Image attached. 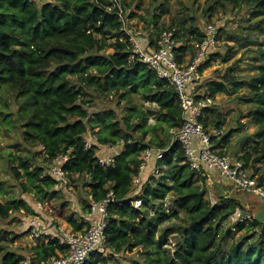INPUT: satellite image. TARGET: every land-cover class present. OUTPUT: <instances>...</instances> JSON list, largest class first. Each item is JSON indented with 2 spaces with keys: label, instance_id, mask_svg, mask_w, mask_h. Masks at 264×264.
<instances>
[{
  "label": "trees",
  "instance_id": "trees-1",
  "mask_svg": "<svg viewBox=\"0 0 264 264\" xmlns=\"http://www.w3.org/2000/svg\"><path fill=\"white\" fill-rule=\"evenodd\" d=\"M154 1L152 18L145 22L150 45H156L154 34L159 38L163 30L175 29L178 40L187 39L176 49L179 63H185L186 55L194 56L196 45L205 39V28L197 25V16L191 18L190 34L185 23L161 25L157 9H163L166 0ZM140 2L121 0L128 20ZM226 3L244 10L230 38L251 45L253 34L264 37V0H207L205 18L210 20L218 5L228 8ZM111 6L112 0H0V222L36 214L25 195H32L37 204L59 201L61 210L70 205L47 172L51 159L68 153L64 171L79 188L80 201L77 210L58 216L73 231H82V215L92 204L114 199L108 206L109 253L97 252L85 264H122L117 255L138 258L128 264H264V225L256 221L255 209L234 196L207 199L206 171L189 168L175 137L184 122L177 93L141 60H131L124 21ZM188 35L193 36L190 42ZM254 46L255 73L249 79H240L230 67L191 95L196 101L235 95L249 104L247 118L255 131L249 137L252 143L244 142L236 159L254 176L261 170L257 181L264 186V40ZM231 49L227 45L226 60L232 57ZM242 89L246 93L238 95ZM109 96L117 97L124 114L113 109L89 112L97 100ZM151 118L156 123H150ZM201 120L206 128L222 129L225 115L213 104ZM244 127L239 121L237 130L213 136L215 148L226 154L234 133ZM89 131L98 136V143L87 149ZM7 137L15 139L9 146L2 143ZM102 146L122 149L110 166L100 163ZM149 149L154 154L163 151V156L153 157L135 188L142 154ZM133 199H141L142 205L134 207ZM238 209L252 219L229 221ZM20 236L0 230V264H48L66 253L59 239L36 238L37 244L27 249L10 246Z\"/></svg>",
  "mask_w": 264,
  "mask_h": 264
},
{
  "label": "built area",
  "instance_id": "built-area-1",
  "mask_svg": "<svg viewBox=\"0 0 264 264\" xmlns=\"http://www.w3.org/2000/svg\"><path fill=\"white\" fill-rule=\"evenodd\" d=\"M111 7L119 10L118 14L124 21L121 0H112ZM124 30L132 43L131 60L135 58L141 60L148 68L154 70L159 78L168 81L177 93L180 105L184 110V122L177 133L176 140L183 148L185 162L189 168L197 172L215 170L221 178L230 181L236 188L247 193H255L264 199V186H258V177L252 174L245 163L241 159H234L228 154L220 153L214 148L212 137L222 135L223 129L206 128L201 120L205 109L214 104V98L207 96L196 101L190 94V91H195L192 89L195 87V81L201 78L200 65L202 61L206 58L210 48L216 47L217 26L214 24L205 26V39L197 44L196 53L190 61L182 64L179 63L177 57L176 49L179 40L176 37L175 29L163 30L153 48L141 46L125 22ZM97 141V135L86 134L85 146L87 149L92 148L95 143H98ZM117 155L109 158L101 157L100 163L103 166H110L115 162ZM154 156L156 159L162 158L163 151L159 150L154 154L153 150L149 149L144 152L141 171L134 179H137L134 181L135 186L140 183L146 166L154 159ZM69 158L68 153H60L49 161L47 168V172L57 180V188L68 193L72 190L71 181L64 171V166ZM112 202L114 199L109 198L101 203H93L91 211L83 217L86 227L78 232L69 230L62 225L41 229L40 222L36 217L29 218L27 225L31 230L33 229L36 238L59 239L61 245L67 248L66 253L61 254L58 258H53L48 264H85L95 253L106 251L108 206ZM131 204L134 207H140L142 200L136 199ZM251 219L252 215L241 209L235 211L229 218L234 223H244ZM41 225H43L42 222ZM232 229L234 230V228Z\"/></svg>",
  "mask_w": 264,
  "mask_h": 264
},
{
  "label": "rangeland",
  "instance_id": "rangeland-1",
  "mask_svg": "<svg viewBox=\"0 0 264 264\" xmlns=\"http://www.w3.org/2000/svg\"><path fill=\"white\" fill-rule=\"evenodd\" d=\"M38 1V0H37ZM155 1L154 0H141L140 3L135 4V6L132 8V12L134 14V17L130 20L127 19V16L124 15V22L126 23L128 29L133 33V35L138 39L139 44L142 46V44H148L151 41L152 36L149 35L145 31V22L147 19L152 18V11L155 7ZM162 3H165L163 5V9L158 8L157 13H161V18L159 20V23L161 25H165V27L169 28L173 22L177 25L179 23H185L187 25V33L190 34V26H191V18L197 16V25L201 28L203 31L205 26L208 24H214L217 26V31L215 33V37L217 39L216 47H214L213 51L215 52H208L206 54L207 57V64L202 67L200 71V81L195 82V84L200 83L201 85L193 90H195V93H198L200 91L204 90V85L211 81V80H217L220 75L224 74L230 67L233 69V73L237 75L240 79L247 80L252 75H254L253 70V60L252 56L256 52V46L259 41L264 40L263 36H258L256 34H253L252 37V44H244L241 45L239 42H236L232 38H230V34L234 33V29H237L240 27V23L237 21V19H240L244 15V10L239 11L238 8H234L232 5L223 6L218 5L216 13H212V17L210 20H207L204 16V11L206 10L207 0H166L162 1ZM152 9V11H151ZM189 17V18H188ZM238 30V29H237ZM151 32L154 34V28L151 29ZM241 33L246 35L247 33L241 30ZM155 38L156 35L154 34ZM192 35H188L187 38L192 40ZM144 38V39H143ZM143 40H145L146 43H143ZM187 39L179 40L180 45ZM183 41V42H182ZM227 45L229 47H232L231 49V58L229 60H226L225 55H227ZM197 46V45H196ZM112 50H108V52H111ZM196 51V49H195ZM216 53V54H214ZM213 54V56H212ZM210 57H209V56ZM192 54L189 53L186 55L185 63H188L191 59ZM193 57V56H192ZM190 91V89H189ZM192 91H190V94ZM246 93L245 89H242L239 91L238 95H242ZM214 105H216L217 110L221 111L223 115H225V123L222 127L223 132L235 129L237 130L239 127V121H241L245 127L240 130L236 131L233 135V139L231 141V144L228 145L226 148V152L234 159H236L237 154H240L243 145L248 142L252 143L250 140V135L255 131V124L252 123L250 118H247L248 113H250L251 108L249 104L246 102H242L238 99V96L235 95H225V94H218L216 98L214 99ZM90 113L99 112L103 110H109L113 109L119 114H124V109L119 107L118 105V99L115 96H109L104 101L97 100L96 104L94 106H91L88 108ZM121 117V115H118ZM155 118L150 119V123L154 124L156 123ZM180 129V128H179ZM178 129V131H179ZM98 130V128L96 129ZM178 131L174 132L175 137L177 136ZM91 131H89L88 134H90ZM0 135V139H1ZM217 137V136H215ZM15 139H12L10 137L5 138L2 143L5 146H9L11 143H13ZM245 142V143H244ZM243 146V147H242ZM102 148H107L106 146H102ZM144 153L142 154L143 157ZM151 163V162H150ZM150 163L148 165H150ZM148 165L146 167H148ZM152 165V164H151ZM160 169H157L155 174H158ZM252 171V170H251ZM254 172V171H253ZM259 177L263 174V172L260 170L256 173ZM4 176V174H3ZM211 179V178H210ZM137 180V179H136ZM134 180V181H136ZM222 181L220 182H209L207 180L206 189L208 191L207 193V199L211 200L212 202H215L219 199L220 196H234L238 199H240L244 205L248 204L247 208H253L255 209L258 205V202L263 199L259 195L255 193H247L245 191H242L236 187L233 186L231 183H227V180L224 178H221ZM230 185V186H229ZM74 185H71V192H66L67 199L70 200V205L66 209L61 210V202L59 201H52V204L50 205H44V204H37L35 201V198H33L32 195H25L23 198H26V200L36 207V214L33 215V217L37 218V221L40 222V228L41 229H48L49 227H54L57 225H62L69 230L73 231V228L62 218H60L58 215L60 212H66L71 213L73 210H77L79 205L78 202L80 201L79 194L80 190L78 187H73ZM138 185L135 186V188ZM78 197V199H77ZM65 199V200H67ZM136 199L131 200V202L135 201ZM77 203V204H76ZM53 207V208H51ZM85 214L82 215L84 217ZM32 216L27 217H21L20 215H15L12 219H10L6 223L0 222V230L1 229H8L11 232L15 231L21 234V236L15 240L10 246L13 248H21V249H27L30 246H33L37 244L35 242V234L33 232V229L31 230L27 223L29 218ZM230 221V220H229ZM41 222L43 225H41ZM57 222V224H55ZM104 254H108L109 250L106 249V251L102 252ZM105 257V256H102ZM115 257V256H114ZM117 259L121 260L122 264H128L132 260H137L138 258L135 256L127 257V256H116Z\"/></svg>",
  "mask_w": 264,
  "mask_h": 264
},
{
  "label": "crops",
  "instance_id": "crops-1",
  "mask_svg": "<svg viewBox=\"0 0 264 264\" xmlns=\"http://www.w3.org/2000/svg\"><path fill=\"white\" fill-rule=\"evenodd\" d=\"M144 39V38H143ZM143 43H146L145 40H143ZM151 41L148 43V44H142L143 46H150V47H155V46H151L150 45ZM201 84L198 83V84H194V86L199 87ZM195 88V87H194ZM121 150V147L120 146H114V147H107V148H102L100 153L102 155V157L104 158H109V157H112V156H116ZM207 177H208V180L209 182H220L222 181L221 180V177L219 176L218 172L215 171V170H207ZM211 178V179H210ZM227 182L231 183L230 181L227 180ZM247 207H250L248 206V204H246Z\"/></svg>",
  "mask_w": 264,
  "mask_h": 264
},
{
  "label": "water",
  "instance_id": "water-1",
  "mask_svg": "<svg viewBox=\"0 0 264 264\" xmlns=\"http://www.w3.org/2000/svg\"><path fill=\"white\" fill-rule=\"evenodd\" d=\"M255 219L259 224L264 225V199H261L255 208Z\"/></svg>",
  "mask_w": 264,
  "mask_h": 264
},
{
  "label": "clouds",
  "instance_id": "clouds-1",
  "mask_svg": "<svg viewBox=\"0 0 264 264\" xmlns=\"http://www.w3.org/2000/svg\"><path fill=\"white\" fill-rule=\"evenodd\" d=\"M214 148H215V144H214ZM216 149V148H215ZM217 151H219L220 152V150L219 149H216ZM226 154H228V153H226ZM229 155V154H228ZM206 171V175H207V170H205Z\"/></svg>",
  "mask_w": 264,
  "mask_h": 264
}]
</instances>
